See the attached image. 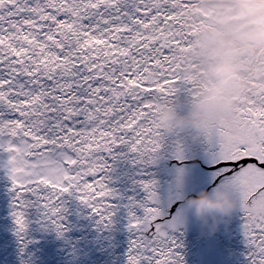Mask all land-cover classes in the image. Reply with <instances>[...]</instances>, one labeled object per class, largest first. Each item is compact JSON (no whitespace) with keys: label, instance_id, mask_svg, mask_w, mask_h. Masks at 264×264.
<instances>
[{"label":"snow or ice","instance_id":"1","mask_svg":"<svg viewBox=\"0 0 264 264\" xmlns=\"http://www.w3.org/2000/svg\"><path fill=\"white\" fill-rule=\"evenodd\" d=\"M191 35L169 0H0V153L22 241L30 207L63 230L66 194L111 225L108 157L123 147L154 162L165 142L153 112L190 90L175 54ZM213 138L215 167L224 169L218 182L231 177L226 183L243 193L249 264H264V212L248 207L264 183L247 194L249 165L264 171V114L247 126L227 120ZM155 185L140 181L144 199L129 203L127 264H183L177 222L159 206Z\"/></svg>","mask_w":264,"mask_h":264},{"label":"rangeland","instance_id":"2","mask_svg":"<svg viewBox=\"0 0 264 264\" xmlns=\"http://www.w3.org/2000/svg\"><path fill=\"white\" fill-rule=\"evenodd\" d=\"M184 1L190 4L187 12V18H190L187 21L192 29L194 23L191 16L194 15L202 16L206 23L216 28V32L210 31L207 34L202 29V35L197 36L198 44L208 48L210 44L225 42L235 54L240 75L228 95L230 106L215 114L203 132L197 133L180 127L167 129L161 120L163 113H187L212 86L207 51L194 65L182 64L185 61L176 63L181 82L190 90L178 91L174 97L158 102L152 119L165 144L156 154L154 162L147 165L140 162L137 166L139 174H128L121 178L117 173L119 163L124 159L125 164L130 163V153L121 147L115 150V158L108 157V184L116 193L111 203L121 207H116L119 211L114 212L111 225L105 227L99 223V218L90 208L81 204L75 195L66 194L62 198L65 209L63 230L58 233L50 223H41L46 229L50 228L51 244L22 241L20 245L10 249L6 246L3 249L6 252L10 250V253L5 257L0 255V264H127L131 239L126 214L129 207L126 199L117 194L120 191H139L140 181L146 179L156 181L155 192L159 206L177 222L176 235L182 245L179 254L183 264H247L248 247L245 236L236 228V224L240 223L243 229L245 222L241 211L243 193L226 183L231 177L226 176L224 180L212 185L218 173H222L224 169L209 170L203 165L210 166L217 162L219 146L213 137L222 123L233 120L241 126H247L260 114H264V0ZM226 38H233L235 41ZM176 58H179L178 52L175 54ZM7 158V154L0 153V162ZM195 159L197 161H193ZM249 169L253 170V183L247 188V194L251 196L260 183H264V171L257 169L255 165H249ZM249 169L245 171L248 172ZM9 181L10 178L3 180L0 173V189L10 186ZM89 183L93 181L89 179ZM204 193L212 198L226 193L234 201L232 211L227 215L214 213L206 217L198 216L190 201ZM13 197L15 195L9 201L12 206ZM2 204L3 200L0 201V217L4 219L5 225L11 227L15 220L6 215ZM248 207L257 215L264 212V193L256 196ZM137 213L139 214V209ZM33 215L37 221L42 219L37 208L31 211L32 219Z\"/></svg>","mask_w":264,"mask_h":264},{"label":"clouds","instance_id":"3","mask_svg":"<svg viewBox=\"0 0 264 264\" xmlns=\"http://www.w3.org/2000/svg\"><path fill=\"white\" fill-rule=\"evenodd\" d=\"M207 53L212 86L187 113L183 115L171 111L163 113L161 120L167 129L180 127L197 133L203 132L215 114L230 106L228 95L232 91L234 81L240 75L235 54L225 42L210 44ZM190 203L200 217L214 213L227 215L234 207V201L226 193H220L216 198L204 193L191 199Z\"/></svg>","mask_w":264,"mask_h":264},{"label":"bare ground","instance_id":"4","mask_svg":"<svg viewBox=\"0 0 264 264\" xmlns=\"http://www.w3.org/2000/svg\"><path fill=\"white\" fill-rule=\"evenodd\" d=\"M238 1H242V0H238ZM169 2H170V5L176 7L175 9L179 13V15L184 17V23H185L186 30L192 29V25L187 21V19L190 18V17L187 18V12L189 10L190 4H187V2H185L184 0L183 1L182 0H174V1L169 0ZM194 7H196V5H194ZM194 11L197 12L196 10ZM191 20H192V23H194V26L191 31L192 35H191L190 40H192L193 42L189 41L182 51H177L179 54V58L178 59L176 58L175 61L178 64H181L183 61H185L182 64L194 65L197 63V61L201 60V57L203 56L202 54L207 51V48L204 45L198 44L197 36L202 35L201 33L202 29L206 31L205 32L206 34L207 32H210V31L212 33L216 32V28L213 25L206 23V21L202 18V16H196V15L191 16ZM226 39L235 41V39L233 38L232 39L226 38ZM3 155H6V153H3ZM7 160L8 158L5 161L0 162V173L2 174L3 180L5 178H10L9 173H8ZM130 160L131 162L127 164H125L126 159H124L122 163H119L120 169L117 173L121 178H125L128 174H139V168L137 169V166H138V163L140 162L138 161L137 156L130 154ZM9 183H11L10 186H8ZM9 183L7 185L8 187H4L0 189V201L3 200L2 205L6 209V215L9 218H12L14 220V216L12 215V213L15 209H14V206H12L9 201L12 199V196L15 195V192L11 190L12 189L11 179ZM141 190L142 188L139 191L134 192V193L120 191L117 195L120 198L126 199L127 207H128L130 201L139 202L144 199L145 194L144 192H140ZM13 199L15 198L13 197ZM112 204L115 206L114 212L119 211V209H121V207L117 206L116 204L114 203ZM116 207H118L119 209ZM27 209H29L26 212V219H28L27 220L28 226H27L26 232L24 233L23 241H26L27 243H31V242H35L38 244L41 243L43 245L51 244L50 243V240H51L50 231H49L50 228L48 227L46 229L44 226L41 225V223L44 222L43 219H40L39 221H37L35 219V215H33V219H32L31 211L34 210L35 208L30 207ZM37 213H40L38 209H37ZM128 213H129V209H126V214L128 215ZM236 228L239 229L244 234L242 225L240 223L236 224ZM21 242H22L21 238L17 235L16 224H12L11 227H8L7 225H5L4 219L0 217V250L5 248L6 246L9 249L10 247L12 248V247L18 246L21 244ZM0 252H2L0 253V255L2 254L5 257L6 254L10 253V250L6 252V250L3 249ZM26 257L29 258L28 255ZM247 264H249V261L247 262Z\"/></svg>","mask_w":264,"mask_h":264},{"label":"water","instance_id":"5","mask_svg":"<svg viewBox=\"0 0 264 264\" xmlns=\"http://www.w3.org/2000/svg\"><path fill=\"white\" fill-rule=\"evenodd\" d=\"M193 161H197V159H195V160H193ZM215 165H216V164H213V165H210V166H206V165H203V166H204L206 169L213 170V169L216 168ZM217 181H218V177H216V178L214 179L213 184H216Z\"/></svg>","mask_w":264,"mask_h":264}]
</instances>
